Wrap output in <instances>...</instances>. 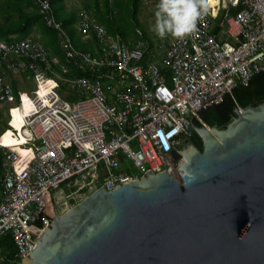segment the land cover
I'll return each mask as SVG.
<instances>
[{
  "label": "built area",
  "instance_id": "1",
  "mask_svg": "<svg viewBox=\"0 0 264 264\" xmlns=\"http://www.w3.org/2000/svg\"><path fill=\"white\" fill-rule=\"evenodd\" d=\"M36 3L45 25L58 33L63 58L33 37L0 40V115L6 110L13 136L15 106H22L24 95L31 105L20 121L27 155L19 159L2 141L7 130L0 132L5 155L0 237L9 236L13 246L12 252L0 253V264H22L20 259L35 249L47 224L45 214L50 215L52 204L57 208L52 193L62 192L63 184L68 198L100 186L114 190L164 161L179 182L176 169L184 158L174 148L187 126L231 96L236 85L246 86L264 71V0H216L214 13L218 4L225 10L239 7L223 14L218 34L210 13L183 40H160L156 46L163 45L162 53L150 54L155 59L146 63L143 41L130 46L85 9L78 13L76 31L92 36L96 46L93 52L77 49L55 18L51 0ZM72 67L83 74L67 77ZM18 72L27 73L35 87L18 91L14 104L10 80ZM62 85L74 88L78 99L60 96ZM127 162L138 172L129 173Z\"/></svg>",
  "mask_w": 264,
  "mask_h": 264
},
{
  "label": "water",
  "instance_id": "2",
  "mask_svg": "<svg viewBox=\"0 0 264 264\" xmlns=\"http://www.w3.org/2000/svg\"><path fill=\"white\" fill-rule=\"evenodd\" d=\"M190 124L184 160L100 186L46 227L22 264H264V98ZM51 200V198H50Z\"/></svg>",
  "mask_w": 264,
  "mask_h": 264
},
{
  "label": "trees",
  "instance_id": "3",
  "mask_svg": "<svg viewBox=\"0 0 264 264\" xmlns=\"http://www.w3.org/2000/svg\"><path fill=\"white\" fill-rule=\"evenodd\" d=\"M130 2L127 3L126 2ZM85 2V9L89 11L91 8L90 3L94 4L96 19L104 25V27L109 32H118L124 41H126L130 46L138 40H141L146 45L147 53L145 54V60L152 59L150 54L153 53L155 49L156 40L151 39L147 33L142 28L138 20V9L140 0H93L92 2ZM51 4H53L51 0ZM83 5V6H84ZM129 9V16L132 17L135 25L141 29L140 34L136 31H128L119 26L118 21L110 14L111 10H115L117 13L122 12L124 7ZM239 7L227 6V10L221 9L220 4L216 7V12L212 16L214 20V33L218 34L221 30L219 22L223 19V14L227 11L228 14H234L238 11ZM221 13L217 14V11ZM217 15V16H216ZM56 18V17H55ZM62 24V23H61ZM64 27L66 24H62ZM136 27V28H137ZM37 32L39 37L37 40L43 44L45 48L51 53L60 58H63V52L58 45V33L53 28L45 26L44 20L39 13L38 5L36 0H0V40L11 42L13 40H18L26 37H32L33 32ZM78 34V33H77ZM79 35V34H78ZM73 45L80 50L94 51L96 42L92 36L86 38L85 42H81L79 38L75 36L72 32L70 35ZM80 36V35H79ZM133 36V40H128L129 37ZM82 37V36H80ZM135 37V39H134ZM35 38V37H33ZM144 63V62H143ZM83 72L76 70L75 68H70V71L66 75L69 78L74 76L82 75ZM12 88L14 89V96L17 99V90L15 88V83L11 82ZM69 86L62 85L61 89H65ZM264 98V71L254 74L248 83V85H236L232 90L231 96L226 95L224 100L213 107L207 108L200 113V120L209 124L211 117L213 116L218 124H226L229 121V117L226 112H232V109L236 106L246 107L252 101ZM19 101L17 102V104ZM23 106V105H22ZM24 107V106H23ZM6 125V124H5ZM193 125L200 127L199 121L194 120ZM7 125L2 128L7 129ZM196 134V133H195ZM192 144H194L199 150H201V141L198 135H194ZM5 160V155L0 148V175L3 172L2 162ZM68 191V190H67ZM74 203L73 201H71ZM13 251L12 243L9 236L0 237V253H10Z\"/></svg>",
  "mask_w": 264,
  "mask_h": 264
},
{
  "label": "rangeland",
  "instance_id": "4",
  "mask_svg": "<svg viewBox=\"0 0 264 264\" xmlns=\"http://www.w3.org/2000/svg\"><path fill=\"white\" fill-rule=\"evenodd\" d=\"M81 1L83 2L85 0H73V3L76 6H82ZM86 1L92 2L91 0H86ZM52 2H53V6H52L53 13L55 12L54 15H56L58 18H60L61 14H60L59 9L55 8L57 3H60V0H52ZM127 3H130V2L128 1V2H126V4ZM156 3H157V0H140L137 16H138V20H139L140 24L143 26L142 28L147 33V35L153 40L157 39L156 42L157 41L159 42L162 39L158 38L150 30L151 25L154 23V10H155ZM90 5H91V8L89 9V11L93 15V14H95L94 4L90 3ZM219 13H221L220 10L217 11V14H219ZM110 14L113 15V17L116 19V21H118V24L121 28L127 29L130 32L134 30L138 34H140L141 29H139V27H137L135 25L132 17L129 16L128 6L124 7L122 12L118 11V13L115 10H111ZM31 36L35 37L36 39H37V37H39V35L36 36L35 33H32ZM220 37H223V34H221ZM131 39L133 40V36L128 38L129 41H131ZM134 39H135V37H134ZM158 42L156 43V45L158 44ZM156 45L154 47L155 49L153 50V53H155V54L160 53L161 54L162 50H163V45L161 46V43H159V45L161 46L160 48ZM153 59H155V58L149 59V60L145 61V63L152 61ZM14 78L16 81V87L17 88L22 86V87H25L26 91H31L35 87V84L32 82L31 78H29L27 76V74L25 72L16 73V75H14ZM44 84L45 83L40 84V92L46 90V86ZM13 91H14V89H13ZM58 93L60 94V96H62L68 102H74L75 100L78 99V95L76 94L75 89L72 87H67L65 89L60 88L58 90ZM24 101H25L24 107L27 110H29L30 109V101L28 100L27 96H25V95L23 96V103H24ZM17 102L18 101L15 98L14 104H17ZM21 109H22V112H21ZM23 112H25L23 107H15V109L13 110L14 119L12 120V125L15 127L16 130H18V128H22V127H20V125H21L20 121L22 120V113ZM25 115H27L26 112H25ZM7 118L8 117L6 115V110H3L1 112V115H0V132L3 130L2 128H4L6 126L5 121L7 120ZM6 130L7 131L2 138L3 143L7 146L12 147L14 150H16L17 152L16 151L15 152L19 154L20 158L27 155L30 151H28L25 148V146H23L26 143L23 142L19 136H16V135L13 136L11 129H6ZM125 166H127V169L129 171V173H131V174L138 172L137 169H135L129 162H127V165H125ZM62 189H63L62 192H59L58 190H56L52 193L53 201H57V203H56L57 208L56 209H57L58 213H60V214L64 213L67 209H69L71 206L76 204L79 200H81L82 198H84L88 194V193H72L71 196L68 198V197L64 196L67 193H69V190L65 187L64 184L62 185ZM60 201L65 202V204L64 205L59 204ZM71 201H73L74 203H72Z\"/></svg>",
  "mask_w": 264,
  "mask_h": 264
},
{
  "label": "clouds",
  "instance_id": "5",
  "mask_svg": "<svg viewBox=\"0 0 264 264\" xmlns=\"http://www.w3.org/2000/svg\"><path fill=\"white\" fill-rule=\"evenodd\" d=\"M215 0H157L150 30L160 39L183 40L197 31L198 23L214 13Z\"/></svg>",
  "mask_w": 264,
  "mask_h": 264
},
{
  "label": "crops",
  "instance_id": "6",
  "mask_svg": "<svg viewBox=\"0 0 264 264\" xmlns=\"http://www.w3.org/2000/svg\"><path fill=\"white\" fill-rule=\"evenodd\" d=\"M93 1V0H91ZM87 2V1H86ZM82 3V6H76L74 3H73V0H60V3H57L56 7L57 9H59L60 11V14H61V17L58 18L56 15V19L61 22L62 24H66V26L64 27L65 30L67 31L68 35H70L72 32L75 34V36L77 38H79V40L81 42H85L86 38H83V37H80L78 34H77V31H76V22H77V19H78V13L82 10V9H85V2L81 1ZM85 4V5H84ZM84 5V6H83ZM53 6V4H52ZM53 7V8H54ZM86 11V9H85ZM88 13H90V11H87ZM55 13V12H54ZM91 14V13H90ZM92 15V14H91ZM94 15V14H93ZM95 17V16H94ZM96 18V17H95ZM36 34V36H38V33L37 32H33ZM94 49H95V46H93ZM23 73V72H22ZM27 74V73H26ZM16 75V74H14ZM14 75L11 77V82H14L15 83V88L18 91H26L25 90V87H16V81H15V78H14ZM28 76V75H27ZM26 92H30V91H26ZM43 92V91H42ZM23 106H25V101L23 103Z\"/></svg>",
  "mask_w": 264,
  "mask_h": 264
},
{
  "label": "bare ground",
  "instance_id": "7",
  "mask_svg": "<svg viewBox=\"0 0 264 264\" xmlns=\"http://www.w3.org/2000/svg\"><path fill=\"white\" fill-rule=\"evenodd\" d=\"M215 3H216V0H215ZM215 3H214V5H215ZM36 39V38H35ZM45 91V90H44ZM43 91V92H44ZM23 105V104H22ZM15 107H17V106H15ZM21 107H23V106H21ZM30 107H31V105H30ZM23 109H24V111L26 112V114H28V112L30 111V109L29 110H27L25 107H23ZM21 112H22V109H21ZM14 119V118H13ZM15 132H16V136H19L20 138H21V140L23 141V142H25V143H27V140H28V138H27V135L25 134V132L22 130V128H18V130H16L15 129ZM5 145V144H4ZM5 147H10V146H7V145H5ZM11 149H13L12 147H10ZM13 151H16V150H14L13 149ZM17 152V151H16ZM17 157L20 159V156H19V154L17 153ZM94 191V190H93ZM90 192H92V191H90ZM90 192H87V191H81L80 193H90Z\"/></svg>",
  "mask_w": 264,
  "mask_h": 264
},
{
  "label": "flooded vegetation",
  "instance_id": "8",
  "mask_svg": "<svg viewBox=\"0 0 264 264\" xmlns=\"http://www.w3.org/2000/svg\"><path fill=\"white\" fill-rule=\"evenodd\" d=\"M196 135L194 132H190V133H186L185 135L180 137V142L187 139V141L189 143H192L191 141H193L194 139L196 140L195 136ZM200 139V138H199ZM201 141V140H200ZM202 147V146H201ZM202 149V148H201Z\"/></svg>",
  "mask_w": 264,
  "mask_h": 264
}]
</instances>
